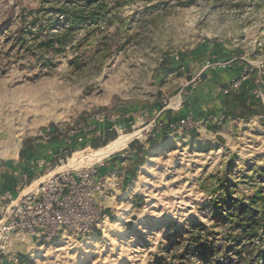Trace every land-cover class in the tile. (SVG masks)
Masks as SVG:
<instances>
[{
  "label": "rangeland",
  "instance_id": "obj_1",
  "mask_svg": "<svg viewBox=\"0 0 264 264\" xmlns=\"http://www.w3.org/2000/svg\"><path fill=\"white\" fill-rule=\"evenodd\" d=\"M62 1L0 0V29L12 23L0 32V157H24L27 170L46 160L55 166L47 175L94 166L103 177L116 175L120 186L100 197L111 215L100 235L43 244L12 234L10 249L26 264H153L158 245L171 236L222 223L225 198L214 191L225 172L236 184L232 197L264 188V112L246 121L197 124L196 136L176 133L150 149L134 174L126 173L129 166L117 173L105 167L111 154L101 159L98 147L117 139L145 143L156 122L138 117L132 135L110 140L94 130L114 116L111 109H149L145 101L154 102L158 91L151 77L161 62L176 65L178 79L164 86L165 108L183 107L168 93L196 89L204 82L193 81L201 72L221 93L223 85L249 80L248 97L264 105V0H120L118 7L106 0L99 27L86 24L63 47L49 49L45 41L64 34ZM65 4L72 13L87 0ZM52 126L63 146L50 143ZM133 197L144 201L140 209Z\"/></svg>",
  "mask_w": 264,
  "mask_h": 264
},
{
  "label": "trees",
  "instance_id": "obj_2",
  "mask_svg": "<svg viewBox=\"0 0 264 264\" xmlns=\"http://www.w3.org/2000/svg\"><path fill=\"white\" fill-rule=\"evenodd\" d=\"M67 0H63L57 8V12L65 18L64 34L61 37L53 36L45 41L47 48H53L56 44L63 47L69 35L78 28L86 24H94L99 27L98 16L107 12L108 5L115 4L121 6L120 0H87V4L69 13L67 11ZM12 27V23H7L0 29V32L7 31ZM166 70H170L166 68ZM250 83L249 80L243 82L239 90L230 89V84L225 86L229 89L226 102H233V109H227L226 115L230 121L249 120L260 116L264 112V105L261 101L251 100L245 91ZM261 108V109H260ZM259 110V111H258ZM172 122V121H170ZM166 134H172L168 127H165ZM191 136H196L194 131L189 132ZM115 134H110L108 138H114ZM50 142H60L58 132L54 126L49 130ZM146 144L150 148L159 146V143L149 136ZM95 147V144L93 145ZM135 152L134 158L128 159L130 162L127 174H134L138 168L147 163L149 152L145 146L136 143L132 146ZM218 187L214 193L221 201L219 212L223 216L222 223H214L210 228L199 226L189 229L186 233H177L171 236L168 243L158 245L159 256L153 264H264V188H252L249 197H232L230 193V179L228 172L216 179ZM131 203L136 209H140L144 201L139 197H133ZM98 235L101 234L99 231ZM222 243L218 245L216 243ZM169 254L168 257H164ZM26 259H20V264H26Z\"/></svg>",
  "mask_w": 264,
  "mask_h": 264
},
{
  "label": "built area",
  "instance_id": "obj_3",
  "mask_svg": "<svg viewBox=\"0 0 264 264\" xmlns=\"http://www.w3.org/2000/svg\"><path fill=\"white\" fill-rule=\"evenodd\" d=\"M193 81L202 83L204 74H197ZM240 86L241 81H232L229 88L239 90ZM228 92L226 89L223 94ZM167 125L172 133H189L197 123L187 116ZM36 166L43 168L45 160H39ZM119 186L116 175L103 177L94 166L62 170L39 179L37 187L11 202L9 213L0 223V264L5 260L7 264H20L10 249L12 234H29L43 244L94 236L111 218L100 197Z\"/></svg>",
  "mask_w": 264,
  "mask_h": 264
},
{
  "label": "crops",
  "instance_id": "obj_4",
  "mask_svg": "<svg viewBox=\"0 0 264 264\" xmlns=\"http://www.w3.org/2000/svg\"><path fill=\"white\" fill-rule=\"evenodd\" d=\"M175 66L174 64L169 66V64L167 65L165 62H161L157 66L156 73L151 78H154V82L157 83L156 87L158 91L154 96V102L145 101L147 104L146 108L149 107V109H111L113 112L107 113H112L114 116L111 117L110 114L106 116L103 120V125H101L102 127L100 126V129L96 128V130H94V136L103 137V140H110L112 139L108 138L110 134H115V137L120 133H125L126 136L132 135L134 132L130 131H134L136 128L134 124L135 120L138 119V117L146 116L156 122V126L153 127V132L147 134L146 138L152 136L160 145L162 141L165 142L170 138L176 139L174 138L176 133L165 135V127L170 121L188 116L193 118L197 124L203 125L215 124L216 122L218 124L219 122H229L230 120H228L226 112L227 109H233V102L231 100L226 102V97L221 93L222 90L219 89L211 78H207L206 73H204V82L196 89L185 91V88L180 86L175 87L172 92L168 93L172 96L174 102H182L183 107L178 108L172 105V107L165 108L163 106L161 98L165 96L164 86L171 78L178 80L176 79L177 77H175L177 70ZM166 68H170V70L167 71ZM223 86L225 87V85ZM168 94L166 93V95ZM218 114L222 117L219 120H217ZM72 139L73 137L68 140L69 143L72 142ZM109 143L110 142H106L104 146H99L98 148H104L108 146ZM136 143L144 145L147 152H150V149H152L146 142L142 143L138 141V139H132L125 148L112 153L111 157L105 161L104 166L114 168L113 172L115 173L124 168L123 166H129L130 162L128 159L134 158L135 152L132 150V146ZM63 144V141L62 143L59 142L60 146H63ZM52 158H55L54 163H56V156ZM7 160H11L12 162ZM25 162L24 157L20 159L18 155L17 157L9 158L0 157V223L9 213L11 202H15L29 192L25 190L27 186L30 184L31 187L35 181L38 182L39 179L45 177L47 175L46 171H48L47 169L51 165V163H47L45 160V166L43 168L39 170L30 168V170H27L23 168ZM54 167L55 166L51 165L50 168ZM4 264H7V260H5Z\"/></svg>",
  "mask_w": 264,
  "mask_h": 264
},
{
  "label": "bare ground",
  "instance_id": "obj_5",
  "mask_svg": "<svg viewBox=\"0 0 264 264\" xmlns=\"http://www.w3.org/2000/svg\"><path fill=\"white\" fill-rule=\"evenodd\" d=\"M127 145H128L127 140L117 139V140L113 141L112 143H110L105 148L97 151V155H99L100 158L102 159V158H105L106 156L118 151L119 149L125 148Z\"/></svg>",
  "mask_w": 264,
  "mask_h": 264
}]
</instances>
